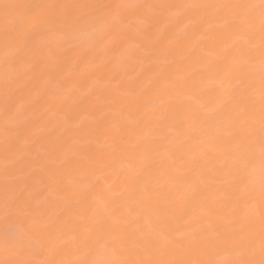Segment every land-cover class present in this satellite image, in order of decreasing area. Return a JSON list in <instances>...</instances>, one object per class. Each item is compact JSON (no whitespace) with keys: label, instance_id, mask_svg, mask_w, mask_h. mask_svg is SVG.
<instances>
[{"label":"bare ground","instance_id":"6f19581e","mask_svg":"<svg viewBox=\"0 0 264 264\" xmlns=\"http://www.w3.org/2000/svg\"><path fill=\"white\" fill-rule=\"evenodd\" d=\"M0 264H264L261 0H0Z\"/></svg>","mask_w":264,"mask_h":264},{"label":"snow or ice","instance_id":"6c2138e0","mask_svg":"<svg viewBox=\"0 0 264 264\" xmlns=\"http://www.w3.org/2000/svg\"><path fill=\"white\" fill-rule=\"evenodd\" d=\"M262 7H264V0H261ZM40 6H34L33 11L38 12ZM83 23L87 24V21H84ZM50 29H59V21L55 18H47L45 19L41 25L39 30L36 32V38L39 39L40 35L44 31H48Z\"/></svg>","mask_w":264,"mask_h":264}]
</instances>
